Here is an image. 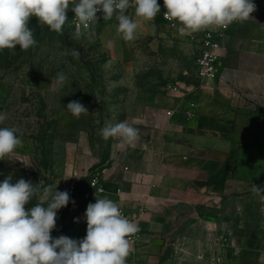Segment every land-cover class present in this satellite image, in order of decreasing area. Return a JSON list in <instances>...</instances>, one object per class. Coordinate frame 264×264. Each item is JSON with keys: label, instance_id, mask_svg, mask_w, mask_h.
<instances>
[{"label": "rangeland", "instance_id": "rangeland-1", "mask_svg": "<svg viewBox=\"0 0 264 264\" xmlns=\"http://www.w3.org/2000/svg\"><path fill=\"white\" fill-rule=\"evenodd\" d=\"M33 33L35 46L13 49L0 89V114L7 117L0 127L17 128L22 139L13 155L0 160V182L11 175L13 183L23 178L67 191L70 202L58 211L51 235L82 240L87 205L99 198L86 197L90 174L105 170L118 140H105L100 130L127 121L134 97L169 83L179 86L186 78L179 69L191 63L168 32L132 41L121 36L122 42L107 47L95 32L77 36L67 23L62 33L46 25ZM58 73L66 77L63 84ZM71 101L89 113L74 117L66 108ZM85 160L88 164L81 165ZM202 195L171 183L153 193L144 214L134 200L126 201L120 210L139 227L130 238L126 264H256L257 254L244 248L264 244V232L251 218L254 206L227 199L205 204ZM37 202L33 198L26 210Z\"/></svg>", "mask_w": 264, "mask_h": 264}, {"label": "crops", "instance_id": "crops-1", "mask_svg": "<svg viewBox=\"0 0 264 264\" xmlns=\"http://www.w3.org/2000/svg\"><path fill=\"white\" fill-rule=\"evenodd\" d=\"M157 2L160 13L166 10L163 0ZM253 3L252 18L228 31L214 79L185 78L179 80V92L153 87L133 98L127 122L139 129V139L131 145L116 141L103 170L104 193L99 198H109L120 208L134 200L144 214L153 193L175 183L179 190L203 194L205 204L227 199L254 206L251 218L264 232V0ZM73 13L69 9L67 17ZM160 13L152 21L136 17L134 8L126 13L138 24L134 40L173 35ZM39 25L35 17L29 23L31 29ZM117 26L115 16L107 21L102 17L90 35L95 32L106 47L117 44L122 42ZM179 49L191 63L179 69V76L186 77L194 56L186 42L179 40ZM12 55L13 49L0 50V89L8 80L5 73ZM189 105L194 117L187 121ZM84 163L88 160L80 162ZM244 248L257 254L256 264H264V244Z\"/></svg>", "mask_w": 264, "mask_h": 264}, {"label": "clouds", "instance_id": "clouds-1", "mask_svg": "<svg viewBox=\"0 0 264 264\" xmlns=\"http://www.w3.org/2000/svg\"><path fill=\"white\" fill-rule=\"evenodd\" d=\"M164 18L179 24L181 35L208 28H227L233 22L246 21L256 10L253 0H163ZM134 8L136 17L152 21L160 13L157 0H0V50L19 46L27 51L36 45L29 23L33 17L40 25L62 33L68 22L67 12H74L75 34L90 27L103 12L105 21L114 16L117 32L125 41L135 39L137 22L127 11ZM74 57L79 52L72 50ZM63 84L66 77L58 73ZM66 108L76 118L88 109L79 101H71ZM0 114V124L6 120ZM15 127H0V160H5L22 145ZM105 139L117 138L125 144L139 139V129L127 121L106 123L100 130ZM257 191H261L253 185ZM53 190L51 185L40 188L23 178L15 183L11 175L0 182V264H126L131 250V237L139 227L125 217L118 203L98 198L86 208L87 230L82 240L66 236L53 238L57 213L70 202L67 191ZM30 209L25 206L33 200ZM74 203V201H72Z\"/></svg>", "mask_w": 264, "mask_h": 264}, {"label": "built area", "instance_id": "built-area-1", "mask_svg": "<svg viewBox=\"0 0 264 264\" xmlns=\"http://www.w3.org/2000/svg\"><path fill=\"white\" fill-rule=\"evenodd\" d=\"M133 8L129 9L127 13L131 12ZM160 13L161 21L166 24L175 38L182 42H186L191 46L194 61L190 70H187L184 75L186 78H190L191 80H195L198 82H205L208 80H212L215 78L216 73L218 71L219 64L223 58L224 49L223 42L227 37L228 31L240 24L241 22L236 21L229 25L227 28H208L201 30L195 33H185L181 35L178 31L180 27L179 24H176L174 27L173 24L176 22L168 21L164 18V12ZM74 13L68 16L67 25L72 32L75 33L76 21L74 18ZM103 17V12H97V20L91 22L90 27L87 29H82L80 35L90 34L94 31L101 18ZM173 92H179L181 90L180 84L175 85L173 83H169L167 86ZM172 112L168 111L166 113L167 116H171ZM185 120L189 121L194 117L193 113V105H189L187 110L184 113ZM103 175L104 173H91L89 180V187L87 191L86 197L89 196L90 193L96 194L97 196L102 195L104 193L103 189ZM75 177V176H74ZM263 189H264V181H263ZM143 209L140 210V213L143 214ZM122 212V211H121ZM123 214V213H122ZM124 215V214H123Z\"/></svg>", "mask_w": 264, "mask_h": 264}]
</instances>
